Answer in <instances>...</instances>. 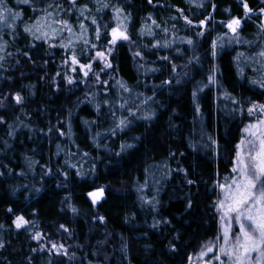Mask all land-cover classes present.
Here are the masks:
<instances>
[{"label": "trees", "instance_id": "16d2710c", "mask_svg": "<svg viewBox=\"0 0 264 264\" xmlns=\"http://www.w3.org/2000/svg\"><path fill=\"white\" fill-rule=\"evenodd\" d=\"M103 3L4 0L20 16L0 23V264H186L218 235V184L247 109L264 104V0ZM38 20L48 38L35 39ZM116 23L129 39L113 45ZM74 53L92 65L87 77ZM17 216L29 223L17 229Z\"/></svg>", "mask_w": 264, "mask_h": 264}, {"label": "snow or ice", "instance_id": "6c2138e0", "mask_svg": "<svg viewBox=\"0 0 264 264\" xmlns=\"http://www.w3.org/2000/svg\"><path fill=\"white\" fill-rule=\"evenodd\" d=\"M18 3L29 4L30 0H17ZM69 4L75 5L76 0H68ZM151 3V0H149ZM97 3L101 4L102 8H107L109 5L103 3V0H97ZM198 7L201 5H197ZM48 7H53L49 5ZM56 8H60L59 4L55 5ZM100 8H97V11H100ZM245 14L247 15L251 12V9L248 7V4L244 3ZM45 19L51 17V13L47 12L45 9ZM121 9L116 8L115 12L120 13ZM261 13L264 14V8H262ZM81 15H83V9H81ZM20 16L19 12H12L11 9H8L4 5V0H0V23L11 27L8 25V18L15 20ZM207 19V18H206ZM185 20L188 24H192V21ZM205 20H201L199 23L203 27L205 25ZM52 23L58 24L61 26L60 30L67 28L71 32V27L68 25L66 20H53ZM93 24L96 23L95 19L92 21ZM241 21L237 18L229 20L226 24V27L230 32L233 33V38H236L237 29L240 27ZM37 32H41V27L39 20L35 25ZM120 27V25H118ZM80 28H84V24H80ZM26 32L32 33V28L26 26L24 29ZM53 32L56 29L52 30ZM149 34H151L149 32ZM97 38H99V29L96 32ZM198 35H203V33H198ZM112 39L109 41L110 44H115L118 40H128L129 37L126 34V30L118 31L117 28L111 30ZM35 39L39 40L41 38H48L47 32H41L40 35H35ZM2 39V37H0ZM222 37H218V40H222ZM189 45L193 44L191 39L186 41ZM87 43V41H85ZM159 46V45H156ZM165 47L168 45L165 44ZM4 45L0 43V51H3ZM61 47H67V45H61ZM95 47V46H93ZM213 52L212 55H216L217 41L214 40L212 43ZM27 55V54H25ZM137 56L140 55L139 52L136 53ZM260 57H264V51L259 53ZM96 57L101 58L105 61L104 66L111 67V64L107 62L105 53L97 52ZM3 57L0 56V60ZM167 60L168 57H163ZM67 63V61H65ZM72 65L79 64V69L83 72L85 77L88 76L89 72L92 70V65L81 64L79 63L75 53L71 56ZM73 71L76 69L73 68ZM173 71H175V66H173ZM69 84L73 83L72 77H66ZM99 80V77H97ZM106 83V82H105ZM120 87L125 91L128 89L122 82H118ZM164 83H169L165 81ZM209 83H215L214 76H209ZM256 83V81H252ZM264 87V83L261 85ZM196 93H193L195 97ZM13 99L17 104L23 102V97L17 93ZM107 103V102H106ZM235 103V101H234ZM3 106V102L0 101V107ZM123 107V105H121ZM199 110V109H198ZM248 114L251 116L257 111L260 113V118L256 120L255 123L248 124L244 129L248 139H241V141L236 145L237 151L235 159L233 161V167L231 172L234 174L231 177H225V183L218 184L220 189L221 198L219 199L216 207L222 213L221 220L226 221L227 227L223 230V244L219 243V237H217L215 242L209 241L206 246V250H202L198 255L200 259H203L208 253L213 251V245L218 247V251L213 254L206 264H213V261L218 262V264H264V105L253 103L251 107L247 109ZM134 115V113H129ZM145 119H148V116L145 115ZM0 122H3L0 120ZM87 123V121L85 122ZM128 121L126 119H121L117 127H126ZM11 135V133H9ZM63 135V133H61ZM215 143V141H213ZM133 145H121V149L131 148ZM119 155V153H117ZM181 171H183L181 169ZM79 174V173H78ZM189 184L193 181H187ZM104 190L98 189L96 191H91L88 193V196L91 198L92 204L95 205L100 198L103 196ZM191 204L189 203V207ZM11 211V209H9ZM75 212L76 210L73 209ZM103 221V217L100 218ZM167 221H165L166 223ZM29 222L25 220L23 216H17L13 224L17 229H20L26 226ZM233 224L238 226L239 231H232ZM63 228L64 226L61 225ZM67 230V229H65ZM40 233L37 232L33 239H39ZM3 245L0 244V247ZM55 248L56 245H53ZM226 258V259H225ZM191 260V257H189Z\"/></svg>", "mask_w": 264, "mask_h": 264}, {"label": "rangeland", "instance_id": "374dc122", "mask_svg": "<svg viewBox=\"0 0 264 264\" xmlns=\"http://www.w3.org/2000/svg\"><path fill=\"white\" fill-rule=\"evenodd\" d=\"M40 25H42V27H41V30H44V22H40ZM118 25H119V23H116V24H113L111 27H110V33H109V37H110V40L112 39V36H111V30L113 29V28H117L118 29V31H121V30H123V28L120 26V27H118ZM240 28V27H239ZM238 28V29H239ZM237 29V30H238ZM226 30L227 31H229V29L226 27ZM52 31V30H51ZM233 35V34H232ZM123 39H121V40H118V41H122ZM117 41V42H118ZM262 105H264V104H262ZM249 117L251 118V122L250 123H255L256 122V120L258 119V118H260V113L257 111L256 113H254L253 115H249ZM249 123V124H250ZM247 126V125H246ZM245 126V127H246ZM248 138H250V137H248V135L245 133V132H242V138L241 139H248ZM241 141V140H240ZM232 175H234L232 172H231V174H230V177L232 176ZM229 177V176H228ZM221 183H225V180L224 181H222ZM218 201H219V199L221 198V194H220V189L218 190ZM218 201H217V203H218ZM218 213H219V222H220V224H219V232H218V235H217V237H219L220 239H219V243L220 244H223V230H224V228L225 227H227L228 225H227V223H226V221H222L221 220V216H222V213L218 210ZM239 231V229H238V226H236L235 224H233V227H232V231L230 232V236L232 235V233L233 232H238ZM217 237L212 241V242H215L216 241V239H217ZM208 244H206L198 253H196V254H194L193 256H191V260L188 258V260H187V262H186V264H206V262L210 259V258H212V256H213V254L214 253H216L217 251H218V247L217 246H215V244L213 245V251L211 252V253H208L203 259H200L199 258V253L202 251V250H206V246H207ZM226 259V258H225ZM213 264H218V262H216V261H213Z\"/></svg>", "mask_w": 264, "mask_h": 264}, {"label": "water", "instance_id": "95a60500", "mask_svg": "<svg viewBox=\"0 0 264 264\" xmlns=\"http://www.w3.org/2000/svg\"><path fill=\"white\" fill-rule=\"evenodd\" d=\"M232 33V32H231Z\"/></svg>", "mask_w": 264, "mask_h": 264}]
</instances>
